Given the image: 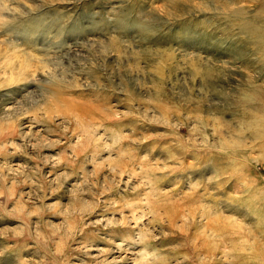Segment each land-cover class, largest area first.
Segmentation results:
<instances>
[{
    "label": "rangeland",
    "instance_id": "obj_1",
    "mask_svg": "<svg viewBox=\"0 0 264 264\" xmlns=\"http://www.w3.org/2000/svg\"><path fill=\"white\" fill-rule=\"evenodd\" d=\"M237 1L0 0V264H264V19Z\"/></svg>",
    "mask_w": 264,
    "mask_h": 264
},
{
    "label": "bare ground",
    "instance_id": "obj_2",
    "mask_svg": "<svg viewBox=\"0 0 264 264\" xmlns=\"http://www.w3.org/2000/svg\"><path fill=\"white\" fill-rule=\"evenodd\" d=\"M251 2L254 4V6L256 7V11L255 13L258 15L259 18H263L264 19V0H251ZM237 3H242L243 2L241 0H238ZM233 15H240V21H241V25L243 28H245V25L247 24L248 22V19L249 17L247 16V13L245 12V10L242 8V7H239V8H235L233 10ZM256 17V16H255ZM256 108V106H255ZM137 215V214H136ZM136 215H133L136 216ZM141 215V213H140ZM143 215V214H142ZM138 216V215H137ZM138 219V217H136ZM134 225V224H133ZM145 225V224H144ZM135 226V225H134ZM145 229V228H143ZM147 229V227H146ZM147 231V230H146ZM139 235V234H138ZM137 236V235H136ZM140 236V235H139ZM142 236V235H141ZM149 250V249H148ZM140 255H143L142 256V260L143 262H145V264H153L154 262H152L150 260L151 258V255L153 256L154 254L150 252H148L147 250H143V252L140 254ZM153 259V258H151Z\"/></svg>",
    "mask_w": 264,
    "mask_h": 264
}]
</instances>
